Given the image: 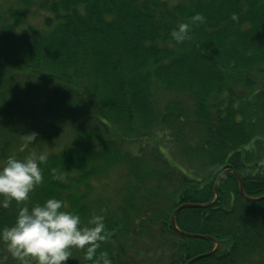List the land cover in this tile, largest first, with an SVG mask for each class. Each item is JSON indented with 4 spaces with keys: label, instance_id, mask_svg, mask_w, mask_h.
<instances>
[{
    "label": "trees",
    "instance_id": "16d2710c",
    "mask_svg": "<svg viewBox=\"0 0 264 264\" xmlns=\"http://www.w3.org/2000/svg\"><path fill=\"white\" fill-rule=\"evenodd\" d=\"M196 12L204 22L174 40ZM32 150L48 153L42 181L0 207V227L55 196L85 222L104 215L97 253L113 264H132L127 241L156 226L170 264L217 243L191 264H264V200L240 191L264 195V0H0V160ZM121 166L111 208L93 191ZM0 264L24 262L0 243Z\"/></svg>",
    "mask_w": 264,
    "mask_h": 264
},
{
    "label": "clouds",
    "instance_id": "9594fccd",
    "mask_svg": "<svg viewBox=\"0 0 264 264\" xmlns=\"http://www.w3.org/2000/svg\"><path fill=\"white\" fill-rule=\"evenodd\" d=\"M204 19L202 13L196 12L178 22L171 30L172 38L177 42L185 40L191 25L203 23ZM36 136L35 132L23 134L19 151L23 152ZM47 159V151L32 150L21 158L12 154L0 160V207L7 208L13 201L21 205L28 199L42 181L40 165ZM259 164L264 166V158ZM51 171L56 173L55 169ZM104 221L103 214L92 212L85 222L79 212L69 210L63 200L51 196L43 202L19 206L14 222L0 227V243L24 264H67L73 247L81 249L90 264H113L106 251L97 253L100 243L111 237Z\"/></svg>",
    "mask_w": 264,
    "mask_h": 264
},
{
    "label": "rangeland",
    "instance_id": "374dc122",
    "mask_svg": "<svg viewBox=\"0 0 264 264\" xmlns=\"http://www.w3.org/2000/svg\"><path fill=\"white\" fill-rule=\"evenodd\" d=\"M171 97H173V94L167 93L165 95V100ZM134 145L130 144V146ZM136 146L139 145L136 144ZM134 149L138 148L134 146ZM183 166L187 169L192 167V165L189 166L186 162L183 163ZM97 182V186L93 193L100 199H104V201H110L111 203L108 204L113 208L114 205H118L117 203L121 199L119 190L121 191L123 185L127 183L126 168L124 166L115 168L110 171L107 176L99 179ZM158 237H162V234H160V227L156 226V228L152 229L151 236H136V238L128 240L127 243H130L129 246L132 249L128 257L131 258L129 261L132 264H170V248L158 241ZM218 247L220 248V244H218Z\"/></svg>",
    "mask_w": 264,
    "mask_h": 264
},
{
    "label": "water",
    "instance_id": "95a60500",
    "mask_svg": "<svg viewBox=\"0 0 264 264\" xmlns=\"http://www.w3.org/2000/svg\"><path fill=\"white\" fill-rule=\"evenodd\" d=\"M224 173H225V172H224ZM224 173H222V174L220 175L219 179L224 175ZM237 176H238L239 180H241V179H240V176H239V175H237ZM240 191H241L242 195L245 196L244 191H243L242 183H240ZM245 197H246V199H248V200H253V201H260V200L264 199V196L259 197V198H249V197H247V196H245ZM212 204H213V203H212ZM212 204H208V205L190 204V206H194V207H203V206H210V205H212ZM184 206H187V205H181V206H180V207H179V208L173 213V215H172V219H171L173 225L175 224V216H176V213H177L180 209H182ZM181 234L184 235V236H189V237H199V238H203V237H204V236H202V235L191 234V233H186V232H181ZM210 238H211V237H210ZM211 239H212V238H211ZM214 252H215V251H212V252H210V253H206V254H202V255L196 256V257L190 259L186 264H191V263H193L194 261H196V260H198V259H200V258L208 257V256L212 255Z\"/></svg>",
    "mask_w": 264,
    "mask_h": 264
},
{
    "label": "flooded vegetation",
    "instance_id": "af4514ba",
    "mask_svg": "<svg viewBox=\"0 0 264 264\" xmlns=\"http://www.w3.org/2000/svg\"><path fill=\"white\" fill-rule=\"evenodd\" d=\"M262 200H264V199H262Z\"/></svg>",
    "mask_w": 264,
    "mask_h": 264
}]
</instances>
